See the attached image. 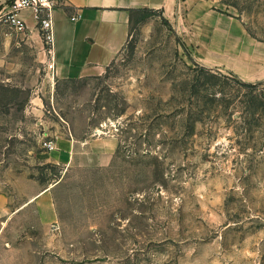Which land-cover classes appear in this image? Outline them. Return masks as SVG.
<instances>
[{
    "label": "rangeland",
    "instance_id": "1",
    "mask_svg": "<svg viewBox=\"0 0 264 264\" xmlns=\"http://www.w3.org/2000/svg\"><path fill=\"white\" fill-rule=\"evenodd\" d=\"M212 3L264 43V0ZM189 29L135 12L103 73L57 78L41 33L0 25V264H264V78L206 64ZM33 183L51 222L16 211Z\"/></svg>",
    "mask_w": 264,
    "mask_h": 264
},
{
    "label": "crops",
    "instance_id": "2",
    "mask_svg": "<svg viewBox=\"0 0 264 264\" xmlns=\"http://www.w3.org/2000/svg\"><path fill=\"white\" fill-rule=\"evenodd\" d=\"M7 1L0 0V9ZM212 4V0H55L52 8L54 67L50 71L57 78L100 75L126 46L133 10L149 8L161 10L181 30L188 25L185 40L199 50L206 64L224 66L248 80L264 78V43L253 40L237 18ZM78 14L79 18L73 20ZM21 16L29 34L40 38L31 12L22 11ZM39 46L43 47L40 41ZM108 141L116 147L114 140ZM75 146L69 138H60L50 150L51 157L62 160L71 155ZM35 184L38 189L16 211L33 203L37 217L51 222L54 218L52 193L45 186Z\"/></svg>",
    "mask_w": 264,
    "mask_h": 264
},
{
    "label": "built area",
    "instance_id": "3",
    "mask_svg": "<svg viewBox=\"0 0 264 264\" xmlns=\"http://www.w3.org/2000/svg\"><path fill=\"white\" fill-rule=\"evenodd\" d=\"M55 0H8L0 9V25L6 26L17 33H26L27 23L21 16V12L29 10L35 21L36 27L41 33L43 48L47 55V66L49 70L54 67V31L52 22V8ZM72 17L73 20L79 18ZM44 146L48 150L55 147L52 139L45 140Z\"/></svg>",
    "mask_w": 264,
    "mask_h": 264
},
{
    "label": "trees",
    "instance_id": "4",
    "mask_svg": "<svg viewBox=\"0 0 264 264\" xmlns=\"http://www.w3.org/2000/svg\"><path fill=\"white\" fill-rule=\"evenodd\" d=\"M151 9L149 8H142V9H137V10H133V13L135 12H138V11H149ZM133 13H132V16H133ZM201 69H204V67H201ZM261 83L260 81L259 82H256V83H250V82H245L244 85H247V86H255L257 84Z\"/></svg>",
    "mask_w": 264,
    "mask_h": 264
}]
</instances>
